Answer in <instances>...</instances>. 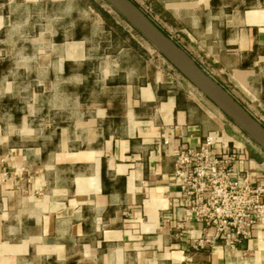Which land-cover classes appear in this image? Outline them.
I'll list each match as a JSON object with an SVG mask.
<instances>
[{
    "label": "crops",
    "instance_id": "crops-1",
    "mask_svg": "<svg viewBox=\"0 0 264 264\" xmlns=\"http://www.w3.org/2000/svg\"><path fill=\"white\" fill-rule=\"evenodd\" d=\"M133 1L264 126V0ZM138 35L113 42L86 0H0V264H264V220L194 247L214 229L172 179L175 149L212 134L264 183V148ZM48 47L58 69L31 76ZM97 56L94 92L75 74ZM70 75V109L50 106V77Z\"/></svg>",
    "mask_w": 264,
    "mask_h": 264
},
{
    "label": "built area",
    "instance_id": "built-area-1",
    "mask_svg": "<svg viewBox=\"0 0 264 264\" xmlns=\"http://www.w3.org/2000/svg\"><path fill=\"white\" fill-rule=\"evenodd\" d=\"M207 134L197 145L181 144L174 151L173 181L185 199L186 218L212 226L213 233L194 239V247L216 241L237 245L264 220V183L246 173H233L236 151L229 145L217 148Z\"/></svg>",
    "mask_w": 264,
    "mask_h": 264
},
{
    "label": "water",
    "instance_id": "water-1",
    "mask_svg": "<svg viewBox=\"0 0 264 264\" xmlns=\"http://www.w3.org/2000/svg\"><path fill=\"white\" fill-rule=\"evenodd\" d=\"M107 1L177 66L227 116L264 148L263 124L250 115L182 46L166 34L132 0ZM176 61L183 64L191 76L182 70Z\"/></svg>",
    "mask_w": 264,
    "mask_h": 264
},
{
    "label": "rangeland",
    "instance_id": "rangeland-1",
    "mask_svg": "<svg viewBox=\"0 0 264 264\" xmlns=\"http://www.w3.org/2000/svg\"><path fill=\"white\" fill-rule=\"evenodd\" d=\"M133 1V0H132ZM88 2L89 6H91L97 13L100 14L102 19L104 20V24L109 25L110 30L112 33L116 32L118 34V39L114 40L113 42L115 43H128L132 44L135 39L134 36H139L138 34H142L138 29H136L120 12H118L107 0H86ZM134 2V1H133ZM135 3V2H134ZM136 4V3H135ZM146 15H150V7L149 5H144L142 8L136 4ZM139 32V33H138ZM143 35V34H142ZM102 37V36H101ZM96 38H98L96 36ZM142 42L143 44H148L150 41L143 35L142 37ZM53 54L52 50L50 47L47 48V54L46 57H41V58H36L34 61V65L28 67V72L31 73V76L35 77H42L44 76L45 73H50L49 70H57L58 66H49V58L51 57L50 55ZM96 55H99L96 53ZM53 58V57H51ZM168 59V58H167ZM169 60V59H168ZM170 61V60H169ZM171 62V61H170ZM39 63H46L47 67L45 68L44 66H39ZM52 63L54 65V60H52ZM102 57L97 56L96 59L94 57L88 59V62L80 67V73L75 74L76 78H88L89 84L86 85L89 86V90L97 92L100 89H102L103 83V77H104V71H103V66H102ZM171 64H173L171 62ZM173 66H175L173 64ZM182 74H184L177 66H175ZM77 67L73 68L76 69ZM17 74L22 75V72H17ZM185 75V74H184ZM52 76V74H51ZM186 76V75H185ZM18 81L16 82L14 88L16 91H23L27 90L28 86H31V93H34L35 91L38 90L36 88L38 85L37 84H32L30 83L28 85V82H24V80H21L19 76H16ZM49 80V78H48ZM75 80V77L70 76H64L61 81H57L55 78L50 77V81L52 82H47V90L51 92L47 97L48 104L50 106H63V108L70 109V106L72 105L71 99L69 98L68 90L66 86H69L68 84ZM95 82V83H94ZM93 87V88H92ZM62 92V94H61ZM53 108V107H52ZM64 110V109H63ZM65 112V111H64ZM247 134V133H246Z\"/></svg>",
    "mask_w": 264,
    "mask_h": 264
},
{
    "label": "bare ground",
    "instance_id": "bare-ground-1",
    "mask_svg": "<svg viewBox=\"0 0 264 264\" xmlns=\"http://www.w3.org/2000/svg\"><path fill=\"white\" fill-rule=\"evenodd\" d=\"M176 62H177V64L182 68V70H184L187 74H189V75L191 76L190 72L184 67L183 64H181V63L178 62V61H176Z\"/></svg>",
    "mask_w": 264,
    "mask_h": 264
}]
</instances>
